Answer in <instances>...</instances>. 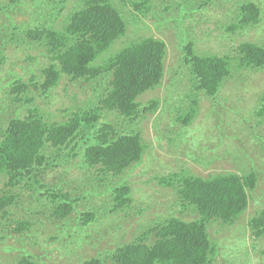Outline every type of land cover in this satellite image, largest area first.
<instances>
[{
    "label": "rangeland",
    "instance_id": "374dc122",
    "mask_svg": "<svg viewBox=\"0 0 264 264\" xmlns=\"http://www.w3.org/2000/svg\"><path fill=\"white\" fill-rule=\"evenodd\" d=\"M46 1L59 5V0ZM72 1L63 2L65 5L60 10L58 7L50 11L44 0H0V44L6 40L3 48H6L7 55L0 73V104L4 98L11 105L19 103L23 105V115L38 108L34 111H40L46 121L51 122L67 120L73 112L87 107L104 108L100 125H114L123 133L136 130L143 137L145 151L139 161H132L121 175L99 174L103 171L85 161L88 145L84 139L80 140L81 146L75 154L45 169L35 194L28 190L30 201L25 204L26 208L18 210L21 220L25 219L29 208L32 210L31 217L27 219L32 223L31 231L35 234L31 251L42 255L36 264H80L96 257L106 259V264H113L111 257L119 247L140 241L147 231H154L151 235V240H154L153 237L161 231L159 224L167 219L193 220L189 213L191 207L183 204L180 189L167 182L171 175L179 173L175 179L179 184L184 176L241 175V160L249 157L256 162L259 175L256 190L247 189L249 206L245 213L233 225L214 219L208 228L212 242L217 244L216 264H264V237H257L260 230L254 226V220L264 211V173L261 172L264 162L258 161L264 156V145L258 142L256 146L246 145L245 151L234 145L229 155H225L229 152L227 143L221 145V129L226 128L225 124L229 128L228 121L231 127L238 125L239 135L243 129L252 126L259 138L264 139V114L260 109L264 104V70L235 66L232 77L217 94L218 107L214 108V102L202 93L196 94L199 102L196 105L188 97L191 93L187 86L190 73L184 60L189 51L198 56L223 57L232 55V48L240 43L264 44V3L254 0L262 10L260 24L254 27L240 26V6L248 0H154V4L160 5L150 7L152 10L145 15L124 7L127 33L99 57L96 65L104 66L111 56L142 37L164 40L168 54L163 84L139 98L143 105L160 99L158 110L144 113L139 120L130 123L114 112L105 111L107 108L101 98L104 92L105 95L108 92L103 81L76 82L63 75L52 91L46 92L42 87L45 69L52 64H57L59 69L61 66L46 45L42 47L27 34L28 23L33 21L32 27L45 23L47 27L60 30L69 19ZM39 7L42 9L41 18V14L39 16L35 12ZM36 14L39 18L35 17ZM162 16L166 26L170 21L167 30L159 27ZM188 25L191 29L187 28ZM230 25L238 26L236 32L228 31ZM22 75L28 87L8 86L18 78L16 76ZM172 93L183 100H175ZM24 104L31 110L25 109ZM193 110H196L193 121L190 125L183 124L182 119ZM17 114L16 108L6 109L4 106L0 109V135ZM234 117L240 118L235 120ZM233 133L236 134V128ZM200 141H203L202 146H199ZM246 153L248 157L244 158ZM123 185H129L132 190L131 200L122 206L112 195L114 189ZM3 187L4 183L0 182V190ZM65 199L74 201L76 211L62 217L58 215L56 204L60 207ZM92 214L95 215L94 220L86 223ZM14 219L5 220L1 229L17 227ZM13 237L8 244L0 242V264H23L21 261L27 257L25 253L20 255L15 250L3 249L4 246L16 245L18 250H23L21 242L26 240L19 242L16 238L14 241Z\"/></svg>",
    "mask_w": 264,
    "mask_h": 264
},
{
    "label": "trees",
    "instance_id": "16d2710c",
    "mask_svg": "<svg viewBox=\"0 0 264 264\" xmlns=\"http://www.w3.org/2000/svg\"><path fill=\"white\" fill-rule=\"evenodd\" d=\"M44 1L50 11L57 10L58 7L60 10L69 3V0H59V5H53ZM255 1L248 0L240 6L241 27H254L260 24L262 10L260 4ZM153 2L154 0H73L69 19L60 30L47 27L45 23L32 27L34 22L30 21L27 34L42 47L46 45L61 66L59 69L57 64H52L45 69V82L42 84L44 90L52 91L58 86L63 75L71 77L76 82L103 81L108 92L106 95L104 92L106 97L101 98V102L107 108L105 111L114 112L130 123L139 120L144 113L157 111L161 104L160 99H154L143 105L139 102V98L147 91L163 84L166 75L165 61L168 55L167 43L164 40L155 37L133 40L116 55L111 56L104 66L96 65L99 57L117 41L122 40L127 33L128 24L124 7L130 8L134 13L141 12L145 15L147 11L152 10L150 7L160 5ZM260 3L263 4L264 0H260ZM41 11L40 7L35 10L39 16L41 14L40 17H43ZM4 13L8 15L7 12ZM37 14L36 18H38ZM164 18V16L160 18L159 27L167 30L170 28V21L166 26ZM187 28L190 26L188 25ZM237 28V25H230L228 31L236 32ZM5 41L0 44V73L7 61L6 48H3ZM184 60L190 73L187 86L191 93H188V97L196 105L199 103L196 94L202 93L213 101V107L217 108V94L232 77V69L235 66L253 71L264 70V44L240 43L232 48V55L223 57L198 56L195 52L189 51ZM16 77L18 78L8 86L28 87V84L22 80L23 75ZM172 94L175 100H183L175 93ZM185 96L187 97V94ZM7 101L8 99L4 98L0 109L4 106L6 109L16 108L18 114L7 123L4 133L0 135L2 136L0 137V182L4 183V187L0 190V242L8 244L13 236L14 241L16 238L19 242L26 240L21 242L24 245L23 250H18L16 245L4 246L3 249L15 250L20 255L25 253L27 257L21 263L36 264L37 259L40 261L42 255L31 251L33 246L30 245L35 240V234L31 231L32 223L27 222V219L31 217L32 210L31 208L27 210L24 220L20 219L18 210L23 211L26 208L25 204L30 201L28 190L35 194L36 186L41 185L40 178L44 175L45 169L75 154L81 146L80 140L85 139L88 145L84 154L85 161L90 166H97L103 171L99 174L121 175L132 161H139L145 151V145L141 133L136 130L123 133L114 125H100L104 108L87 107L73 112L67 120L51 122L46 121V117L40 111H34L38 108L23 115L24 108L21 107L23 105L19 103L11 105ZM24 107L27 109L25 104ZM260 107L264 114V104ZM195 116L196 110H193L181 121L185 125H190ZM238 118L240 117H234L235 120ZM227 123L229 128L225 124L226 128L221 129V145L223 142L227 143L229 151L225 155L233 151L234 145L243 150L247 148L246 145L256 146L257 142L261 146L264 145V139L259 138L252 126L243 129L242 135H239L238 125L234 124L235 127H231L230 122ZM235 128L236 134L233 133ZM202 144L203 141H200L199 146ZM247 157L246 153L244 158ZM241 161L239 165L241 175L218 173L211 174L210 177L184 176L180 184L175 181L179 173L171 175L167 182L174 188L180 189L183 204L191 207L189 213L193 220L186 221L180 217L167 219L159 224L161 231L153 237L154 240H151L154 231H147L140 241L119 247L111 257L112 263L216 264L217 244L211 240L209 225L214 219L223 220L221 222L227 225L235 224L249 206L247 189L255 191L257 188L259 170L255 165L256 162L250 157ZM258 161L264 162V156L258 158ZM261 172L264 173V170ZM131 190L129 185L119 186L114 189L112 196L123 206L131 200ZM63 202L60 207L56 204L59 216L66 217L76 211L73 200L65 199ZM83 214L85 215L86 212ZM94 216L86 223L92 222ZM13 217L17 227L12 226V230L1 229L4 221H10ZM254 226L260 230L256 233L257 237H264V211L254 220ZM80 264H106V259L96 257Z\"/></svg>",
    "mask_w": 264,
    "mask_h": 264
},
{
    "label": "clouds",
    "instance_id": "9594fccd",
    "mask_svg": "<svg viewBox=\"0 0 264 264\" xmlns=\"http://www.w3.org/2000/svg\"><path fill=\"white\" fill-rule=\"evenodd\" d=\"M39 18V17H38ZM41 18V17H40Z\"/></svg>",
    "mask_w": 264,
    "mask_h": 264
}]
</instances>
